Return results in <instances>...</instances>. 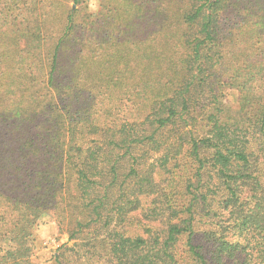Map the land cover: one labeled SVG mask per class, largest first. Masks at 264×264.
<instances>
[{
  "label": "trees",
  "instance_id": "16d2710c",
  "mask_svg": "<svg viewBox=\"0 0 264 264\" xmlns=\"http://www.w3.org/2000/svg\"><path fill=\"white\" fill-rule=\"evenodd\" d=\"M84 1L0 0V264H264V0Z\"/></svg>",
  "mask_w": 264,
  "mask_h": 264
},
{
  "label": "rangeland",
  "instance_id": "374dc122",
  "mask_svg": "<svg viewBox=\"0 0 264 264\" xmlns=\"http://www.w3.org/2000/svg\"><path fill=\"white\" fill-rule=\"evenodd\" d=\"M83 7L88 14H96L100 10V0H85ZM217 89L225 92L224 102L233 111L238 110L240 105L239 91L220 84L217 85ZM203 177V183H213L208 170ZM201 190L205 192L206 188L203 187ZM199 208L202 210L204 205L202 204ZM139 212L133 215L131 224L126 226V231L131 237L143 235L142 227L138 228L137 222H141L143 225L148 222ZM36 236L38 250L33 258V264H85L79 260V257L88 248L90 249L89 245L85 243L82 246L83 242L79 239H71V233L66 228H61L55 222L46 219L45 223L37 228Z\"/></svg>",
  "mask_w": 264,
  "mask_h": 264
}]
</instances>
